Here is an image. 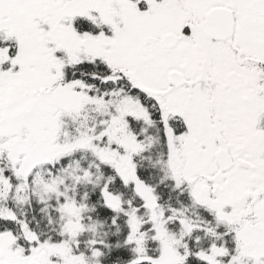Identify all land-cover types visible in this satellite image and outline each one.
Returning a JSON list of instances; mask_svg holds the SVG:
<instances>
[{"label":"snow or ice","instance_id":"snow-or-ice-1","mask_svg":"<svg viewBox=\"0 0 264 264\" xmlns=\"http://www.w3.org/2000/svg\"><path fill=\"white\" fill-rule=\"evenodd\" d=\"M0 264H264V0H0Z\"/></svg>","mask_w":264,"mask_h":264}]
</instances>
